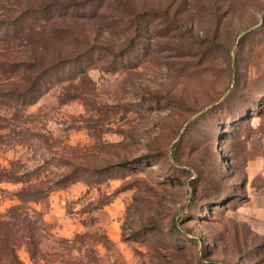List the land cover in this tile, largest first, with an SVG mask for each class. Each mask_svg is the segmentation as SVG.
Masks as SVG:
<instances>
[{
    "label": "rangeland",
    "instance_id": "obj_1",
    "mask_svg": "<svg viewBox=\"0 0 264 264\" xmlns=\"http://www.w3.org/2000/svg\"><path fill=\"white\" fill-rule=\"evenodd\" d=\"M45 1L0 0L52 64L0 67V264H264V0Z\"/></svg>",
    "mask_w": 264,
    "mask_h": 264
},
{
    "label": "trees",
    "instance_id": "obj_2",
    "mask_svg": "<svg viewBox=\"0 0 264 264\" xmlns=\"http://www.w3.org/2000/svg\"><path fill=\"white\" fill-rule=\"evenodd\" d=\"M119 1L125 4L122 0H119ZM71 3L76 4V1H72V0H69L68 2L60 1V0L45 1L39 7L38 11L41 10V13L49 14L51 13L50 11L52 9L64 7V6L70 5ZM125 6L127 5L125 4ZM30 17L23 18L19 22V25L16 24L18 26L15 27L12 30V32H7L8 30H4L3 32H0V41H3V42L11 41L13 39H16V37L19 39H22L23 37H26V34H27L28 41H26V43L29 46L37 45L36 47L39 46L43 48L45 44L48 42L49 37L38 36V35L34 37L35 36L34 32H37V31L34 30L36 28L33 26L36 25L38 22L35 21V19L37 18L32 17L33 18L32 19ZM39 18L45 21H48L49 19L52 18V16H48V17L44 16V18L42 17H39ZM36 41L38 43H35ZM31 53L32 54H31L30 60H25L20 63L11 62V61L8 62L7 60L5 61V60L0 59V67L2 68L7 67L9 71H16L20 69H23L24 71H26V75L24 78V84L20 88H11L10 90H8L10 91V93L13 94V95L9 94L8 97H10L11 99H14L16 103H20V106L22 107H25L26 105H29L37 100L38 96L42 92L41 84H42V78L47 74L46 68L52 65L51 64L47 66L46 63L44 62V55L46 54L44 53V51H39V50L36 51V48H33ZM247 114H249V112H246V115ZM237 120L238 118L235 121ZM10 176H13V174L11 173ZM44 193L45 191L39 190V189L33 192L23 190L19 192V196L25 199H28V200L29 199L36 200L42 197Z\"/></svg>",
    "mask_w": 264,
    "mask_h": 264
},
{
    "label": "crops",
    "instance_id": "obj_3",
    "mask_svg": "<svg viewBox=\"0 0 264 264\" xmlns=\"http://www.w3.org/2000/svg\"><path fill=\"white\" fill-rule=\"evenodd\" d=\"M264 206V205H263Z\"/></svg>",
    "mask_w": 264,
    "mask_h": 264
}]
</instances>
